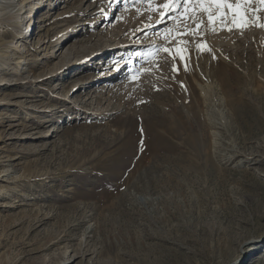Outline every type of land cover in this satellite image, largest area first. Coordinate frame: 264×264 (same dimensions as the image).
<instances>
[{
	"label": "rangeland",
	"instance_id": "obj_1",
	"mask_svg": "<svg viewBox=\"0 0 264 264\" xmlns=\"http://www.w3.org/2000/svg\"><path fill=\"white\" fill-rule=\"evenodd\" d=\"M228 3L0 0V264H264V3Z\"/></svg>",
	"mask_w": 264,
	"mask_h": 264
},
{
	"label": "bare ground",
	"instance_id": "obj_2",
	"mask_svg": "<svg viewBox=\"0 0 264 264\" xmlns=\"http://www.w3.org/2000/svg\"><path fill=\"white\" fill-rule=\"evenodd\" d=\"M17 1V0H16ZM19 1H21V0H19ZM153 2H161V3H164L166 0H152ZM14 2V1H13ZM12 2V3H13ZM21 3V2H20ZM11 4V3H10ZM3 5V4H2ZM14 5V4H13ZM16 5V4H15ZM20 5V4H19ZM17 6V5H16ZM8 7V6H7ZM98 8V7H97ZM96 7H94L93 9H94V11L97 9ZM5 8H4V6H3V9H0V17L1 16H7L8 17V19H13L14 18V15L11 13V11L10 10H6V11H3ZM96 13H98V12H95L94 14H96ZM20 14V13H19ZM5 18V17H4ZM1 26V25H0ZM1 30V29H0ZM3 32V31H2ZM14 34V33H13ZM0 41H2V40H0ZM2 44V43H1ZM80 50V49H79ZM78 50V48L77 49H75L74 47H71L70 48V50L68 51V53H67V56H66V58L64 59L66 62H70V61H72L73 60V58L75 57V59H78V58H80V57H82V56H80V55H83V58L84 59H88V57L87 56H89V54H87V55H84V54H81L80 53V51ZM94 50V49H93ZM83 53H85V52H83ZM213 132H215V131H213ZM216 133V132H215ZM217 134V133H216ZM215 136V135H214ZM215 139V138H214ZM85 220V219H84ZM79 224V223H78ZM93 229H94V227L92 226V225H90L87 229H86V231H85V233H84V235H86L87 234V237L89 236V233H91L92 231H93ZM234 241L235 242H239V240L237 239V238H235L234 239ZM82 244V243H81ZM80 244V246H82ZM87 245V244H86ZM232 252H233V249H230V253H228V254H232ZM88 253H90L89 252V250H84L83 252H82V254L83 255H86V254H88ZM77 255H81V252L80 253H78V252H76L75 253V256H77ZM65 258L67 257L68 258V256L65 254V256H64Z\"/></svg>",
	"mask_w": 264,
	"mask_h": 264
},
{
	"label": "snow or ice",
	"instance_id": "obj_3",
	"mask_svg": "<svg viewBox=\"0 0 264 264\" xmlns=\"http://www.w3.org/2000/svg\"><path fill=\"white\" fill-rule=\"evenodd\" d=\"M185 3H199V4H204V3H208V4H215L218 6H223L228 4L229 7H231V5L228 3V0H184ZM261 3H264V0H260ZM205 11H207V9H205ZM193 18L195 19V16H193ZM212 19V14L209 12V20L211 21Z\"/></svg>",
	"mask_w": 264,
	"mask_h": 264
}]
</instances>
